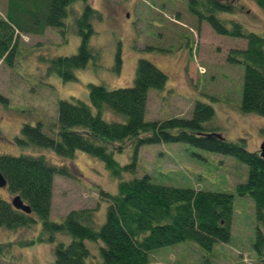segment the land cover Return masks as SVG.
<instances>
[{"label": "rangeland", "instance_id": "374dc122", "mask_svg": "<svg viewBox=\"0 0 264 264\" xmlns=\"http://www.w3.org/2000/svg\"><path fill=\"white\" fill-rule=\"evenodd\" d=\"M187 1L87 0L101 14L98 21L92 20L94 33L89 46H98L102 53L93 52L85 67L73 71L75 79L67 82L47 73L46 67L48 60L76 52L80 39L74 22L82 4H70L64 34L52 27H46L41 35L16 31L12 65L0 61V95L6 99L5 103L0 100V154L42 155L50 164L72 168L74 179L53 176L50 220L60 221L72 208H94L97 226L104 219L106 205L99 190L113 193L117 180L101 160L82 151H75L70 158L44 148L23 152L14 143L20 125L56 120L59 99L86 103L88 84L110 89L130 86L137 58L152 62L167 79L163 90L148 91L145 120L189 118L194 101H202L214 112L213 119L205 123L207 129L216 130L227 141L242 143L250 152L259 150L264 140V117L239 111L244 67L226 61L228 51L243 49L246 42L216 34L204 20L189 13ZM223 1L235 5L233 12L216 14L227 27L232 20L246 31L264 34V11L253 0ZM6 8L7 0H0V18ZM118 48L121 63L115 73L113 55ZM102 115L107 120L117 118L107 110ZM130 142L123 143L121 153H113L120 166L135 159L133 170L124 177L148 174L166 186L234 194L228 242L215 243L210 252L193 242L163 247L152 253L149 264H264V250L259 256L255 248L258 231L264 235V223L256 219L253 201L235 193V186L247 178L246 164L180 142L141 145L134 153ZM0 195L8 198L3 189ZM40 235L36 219L34 224L14 230L0 227V246L5 249L0 264H54L55 242L39 240ZM89 248L94 253L95 243H89Z\"/></svg>", "mask_w": 264, "mask_h": 264}, {"label": "trees", "instance_id": "16d2710c", "mask_svg": "<svg viewBox=\"0 0 264 264\" xmlns=\"http://www.w3.org/2000/svg\"><path fill=\"white\" fill-rule=\"evenodd\" d=\"M75 1L82 4L74 22L80 39L78 48L72 55L48 60L46 67L47 73L61 81L74 80L73 71L85 67L101 51L98 46H89L94 33L92 20L98 21L101 14L87 0H7L5 16L0 18V61L12 65L17 50L16 31L41 35L46 27H52L64 34V20ZM253 1L264 11V0ZM187 8L216 34L244 39L245 47L228 51L226 61L244 67L239 111L264 117V34L246 31L241 23L232 20L227 27L217 17L221 12H233V3L188 0ZM113 56V70L118 73L119 48ZM166 80L160 68L147 59L137 58L130 86L110 89L88 84L86 103L73 98L59 99L56 120L24 122L14 137V143L23 152L31 147L44 148L70 158L75 151H82L101 160L117 180L113 193L99 190L106 204L101 223L95 225L94 208L79 207L68 210L60 221L50 220L53 176L74 179L72 168L50 164L42 155L20 153L0 154V175L5 182L1 189L8 194V198L0 195V227L14 230L34 224L36 219L41 231L38 239L55 242L54 264H149L152 253L163 247L193 242L210 252L215 243L228 242L233 193L166 186L148 174L124 177L133 170L135 159L120 166L113 153H121L126 141H131L134 153L141 145L180 142L232 156L246 164L247 178L235 186V193L253 201L256 219L264 223V159L259 150L250 152L242 143L227 141L216 130L207 129L205 123L214 116L209 104L195 100L189 118L144 119L148 91L163 90ZM0 100L6 102L1 95ZM106 110L117 118H103ZM13 196H19L30 212L13 207ZM58 235L61 238L56 239ZM89 243H95L94 253ZM255 248L259 256L263 255L264 235L260 231Z\"/></svg>", "mask_w": 264, "mask_h": 264}, {"label": "water", "instance_id": "95a60500", "mask_svg": "<svg viewBox=\"0 0 264 264\" xmlns=\"http://www.w3.org/2000/svg\"><path fill=\"white\" fill-rule=\"evenodd\" d=\"M259 154L264 159V140L261 142V144L259 146ZM4 185H5V182H4L3 178L0 175V188H3ZM10 203L16 209L22 210L25 213H29L30 212L29 207H27L26 205H24L22 203V201L20 200L19 196H13L12 198H10Z\"/></svg>", "mask_w": 264, "mask_h": 264}, {"label": "flooded vegetation", "instance_id": "af4514ba", "mask_svg": "<svg viewBox=\"0 0 264 264\" xmlns=\"http://www.w3.org/2000/svg\"><path fill=\"white\" fill-rule=\"evenodd\" d=\"M1 245V244H0ZM5 254V249L4 247H0V257Z\"/></svg>", "mask_w": 264, "mask_h": 264}]
</instances>
